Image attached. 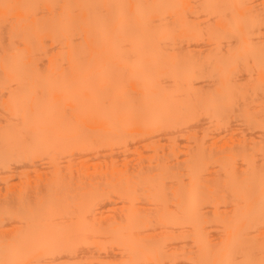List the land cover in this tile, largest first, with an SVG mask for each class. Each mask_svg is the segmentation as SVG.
Listing matches in <instances>:
<instances>
[{"label":"bare ground","instance_id":"6f19581e","mask_svg":"<svg viewBox=\"0 0 264 264\" xmlns=\"http://www.w3.org/2000/svg\"><path fill=\"white\" fill-rule=\"evenodd\" d=\"M263 220L264 0H0V264H264Z\"/></svg>","mask_w":264,"mask_h":264},{"label":"rangeland","instance_id":"374dc122","mask_svg":"<svg viewBox=\"0 0 264 264\" xmlns=\"http://www.w3.org/2000/svg\"><path fill=\"white\" fill-rule=\"evenodd\" d=\"M263 221H264V220H263ZM260 225H264V224H261V223H260ZM257 226L259 227L258 224L256 225V228H257ZM262 227H263V226H262ZM259 228H261V227H259ZM257 230H258V229L255 230V231H256L255 233H253L254 236H255V234H256V235H257V234H258V235H259V234H262V235L264 234V233H263L264 231H263L262 233H258L259 230H258V231H257ZM262 230H263V229H262ZM260 231H261V229H260ZM258 235H257V236H258ZM262 235H261V236L259 235L258 237L261 239V237H262V238L264 237V235H263V236H262ZM257 236H255V237H257ZM255 237H254V238H255ZM114 253H115L118 257H116V255H115ZM114 253H111V252H110V253H108L107 255L104 254V256H102L103 254H101V256H100V254L93 253L92 256H94V259H90V258L87 259V258H86L87 261L85 260V262H84V261L81 262L80 259H79L78 261H79L80 264H91L90 261L92 262V264H120V263H122L123 261H124V262H123L122 264H129V262L126 261V260L121 256V255H122L121 253L116 252V251H115ZM113 254H114L115 256H114ZM119 254H120V256L122 257L123 261H122V259L119 261V259H118V258H120V257H119ZM87 255H88V253H87ZM108 255H109V256L111 255V256H112V257H111L112 259H111ZM89 256H91V254H89ZM92 256H91V258H92ZM97 256H100V257H107V258H104V260H103V258H101V260H100V258H99V257L97 258ZM85 257H87V256H85ZM85 257L83 258V260L85 259ZM108 257H109V258H108ZM113 257H114V260L116 259L115 261H113ZM95 258H96V259H95ZM81 259H82V258H81ZM105 259H106V261H105ZM89 260H90V261H89ZM107 260H111V261H107ZM103 261H104V262H103ZM88 262H89V263H88ZM118 262H119V263H118ZM126 262H127V263H126ZM79 263L77 262V264H79ZM74 264H76V263H74ZM137 264H140V262L137 263ZM141 264H143V263H141Z\"/></svg>","mask_w":264,"mask_h":264}]
</instances>
